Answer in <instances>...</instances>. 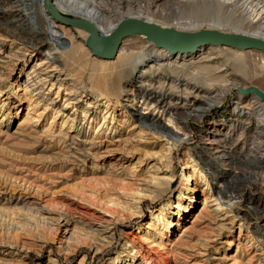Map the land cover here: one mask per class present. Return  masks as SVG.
<instances>
[{"label":"rangeland","instance_id":"374dc122","mask_svg":"<svg viewBox=\"0 0 264 264\" xmlns=\"http://www.w3.org/2000/svg\"><path fill=\"white\" fill-rule=\"evenodd\" d=\"M187 1L174 14V20L185 25L204 28L215 24L248 32L256 26L255 30L264 31V11L249 25L252 12L248 5L253 1L264 10V0ZM125 4V0L104 2L107 9ZM8 6L0 4L6 10L0 15V264H264V221L260 217L264 214V168L234 166L243 181L235 184L233 197L223 200L215 191L224 180L221 172L228 167L211 157L210 162L196 158L206 145L204 133L212 130V119H219L224 109L238 108L237 91L216 97L198 119L188 117L183 130L169 114L145 105L141 96H125L123 85L129 72L122 80L111 77L109 84L115 82L118 97L111 96L106 81L98 79L108 71L95 67L96 58L83 46L82 64L60 58L61 74L68 80L60 92L58 82L49 91V81L41 96L38 90L13 92L17 83L24 87L27 65L30 68L46 55L52 57L56 51L49 45L60 41L47 35L46 46L33 48L20 26L9 23L14 9ZM222 50L217 52L219 57L230 56L231 52ZM260 69L251 84L264 92V69ZM192 71H180L179 77H193L195 89L211 77V73ZM71 85L88 95L101 91L102 98L107 95L111 102L120 103L105 109L103 100L93 103L80 94L69 96ZM74 96L81 100L77 106L68 99ZM88 105L92 115L84 117L82 111ZM126 112L135 116L124 121ZM139 113L147 123L160 121L169 135L140 131ZM245 116L252 125L258 119ZM226 129L227 125L220 133ZM240 133L227 137L242 150ZM249 148L250 140L242 150L248 159ZM188 162L210 175L212 193L223 203L206 208L203 199L208 194L196 192L188 212L167 232L162 223L158 225L157 216L169 203L172 210L180 199L182 180L191 174L186 169ZM153 213L154 227L148 223Z\"/></svg>","mask_w":264,"mask_h":264},{"label":"bare ground","instance_id":"6f19581e","mask_svg":"<svg viewBox=\"0 0 264 264\" xmlns=\"http://www.w3.org/2000/svg\"><path fill=\"white\" fill-rule=\"evenodd\" d=\"M108 1L109 0H104V2ZM186 1L187 0H125L126 4L124 6L111 9L105 8L102 0H50V3L63 17L92 22L101 35L111 34L121 21L133 18L154 23L163 28H173L184 32H196L201 29H216L224 33L242 34L264 40V31L255 30L257 28L256 26L253 32H248L235 28H220L215 24H208L204 28L198 25V27H191L192 25H185V23L174 20V14H176V11H180L178 10L180 7L184 8L183 5H186L188 2ZM218 1L222 4H228L230 0ZM0 4H8L11 10L14 9L12 10L14 13L9 23L16 27L20 26L21 29H19V31L27 35V41H32L34 43L33 48L37 49L46 46V44H48L47 35L53 36L60 41V43H56V45H49L51 51H56L55 53H51L53 55L52 57L46 55L45 59H39V63H35V66L33 65L30 68V65L26 61L28 65L27 69H25L29 70V72H27L28 76L24 81L25 85L23 87L21 83H17L14 86L15 90L13 92L25 90V93L30 92L31 94L38 90L37 94L41 96L44 94L43 88L47 84V81L51 82L49 91L58 82L57 92H60L61 87L68 83V80L61 74L62 65L60 63V58L65 57V59L73 64H82L85 56L83 46H86L90 50L89 52L87 51L88 54L91 52L94 58H96V63L94 62L95 67L100 66L103 70L108 71L106 74L98 77V79L103 78V80L106 81L111 96L118 97V91H116L114 87L116 85L115 82L109 84L111 77H117L122 80V76L129 72V74H131L129 80L123 85L124 91L126 92L125 96H133L134 99L138 95L141 96L145 105L158 109L162 115L169 114L171 118H174L176 126L179 125V127H177L180 129L184 128L185 120L188 117L198 119L205 114L208 108L214 105L213 102L216 97H224L225 93L236 90L238 100H236L235 103L238 104L239 100H241V103L238 104V108L234 106L232 109L227 108L220 111V115H218L219 119L216 117L212 119L210 124L212 130L205 129L204 133L206 145L198 152L196 158L200 159V161L204 158L210 162L208 158L211 157V159L214 160L218 159L222 166L228 167L223 169L225 172H221L225 181L223 180L220 188H218L219 190L215 191L223 200L233 197V191L236 190L235 184L239 181H243L242 178L239 179V177H237L234 166L239 164L248 167L264 168V101L253 92L247 93L249 88L256 87L251 84V80L260 75L259 69L264 66L263 51L255 47L236 49L227 45L205 44L198 46L194 50H179L173 52L163 47H157L152 41L147 40L144 35H130L122 40L114 58H103L95 55L87 46L88 31L56 20L48 10L45 0H0ZM257 4H254L253 1L248 4L252 12L250 15L252 19H250L251 22H249V25L255 24L254 22H256V19L260 16L262 17L264 10H261V8H263V5L259 7ZM3 8L6 9V6ZM3 8L0 9V15L6 13L7 9L4 10ZM24 25L27 28H32L26 31V28L22 27ZM43 30H45V32ZM78 37H81L80 42L77 40ZM222 49L231 52V54L228 53L230 56H223V58L219 57L221 55L217 52L218 50L223 51ZM58 54L60 57L57 56ZM21 56H24V54ZM40 64H44L46 68L41 69L40 66L43 65ZM110 64H115V67H112ZM187 69L193 70L192 72L201 71L211 73V77L206 78L204 83L195 89V84L192 82L193 80H191L193 77H188L187 79H180L179 77V72ZM262 69L264 68L260 70ZM179 81L184 82L181 84L177 83ZM120 87H122V85ZM67 90L69 92L66 94H69V96L80 94V98L85 97L89 100L92 99L93 103L103 100L102 103L105 109H107V107L110 109L112 106L120 103L118 100L116 102H111L110 97H107V95L102 98L104 94L98 90H92L90 95L84 94L82 90L79 91V88L73 85L68 87ZM80 98L74 96L68 99H73V101H70L72 102L71 104L77 106L81 102ZM4 103H1L2 106L5 105ZM51 103H54V101L52 100ZM89 107L90 105L83 109L82 113L84 117L92 115L90 113L88 114ZM244 108L248 109L250 113L242 112ZM56 112H58L56 113L57 116L61 113L60 110ZM109 112L106 111L104 114L106 115ZM111 112H113V110ZM247 114L254 115L255 117L258 116L254 125L250 122V117L248 118V116H245ZM124 115V121L135 116L129 112H126ZM142 115L144 114L139 113L136 115L139 117L136 120L139 122L138 126L141 128L140 131L142 129H147L154 133L161 132L165 137L169 135L170 131L164 124L162 125L160 121L150 119L149 123H147L145 121L146 117ZM12 119L13 116L9 118V120ZM226 125L227 131L220 133L222 127L224 128ZM236 132H241L239 135V144H242V150H245L246 142L248 140L251 141L252 148L247 150L249 156H251L250 159L238 148L237 142L232 143L229 137H227ZM167 150L171 151L172 148L169 147ZM205 152L207 158L204 155ZM186 169H191V174H189L190 176L188 177H184L182 180V189L178 197L180 199L175 202L176 205L173 207V211L171 210L172 204L169 203L165 208L161 209V213L157 216L158 225L162 223L167 232H170L172 228H176L179 224L177 218L188 212L196 192H206L208 194L203 199L206 208L213 205L222 206L223 203L219 196L215 197L213 195L212 192L214 190L208 180L210 175H208L204 169H198L195 164H190L189 162ZM218 171H222V169ZM256 202H258V200ZM253 209L257 210L254 206ZM170 210L172 213L167 215L171 212ZM215 210H219V207L215 208ZM260 217L264 221V214L260 215ZM155 218L156 215L153 213L148 221L153 227L156 226V224H152L151 221Z\"/></svg>","mask_w":264,"mask_h":264},{"label":"water","instance_id":"95a60500","mask_svg":"<svg viewBox=\"0 0 264 264\" xmlns=\"http://www.w3.org/2000/svg\"><path fill=\"white\" fill-rule=\"evenodd\" d=\"M45 3L56 20H60L71 26H77L88 31L89 36L86 42L87 46L95 55L103 58H114L122 40L130 35H144L147 40L152 41L157 47H163L173 52L179 50H194L198 46L205 44L227 45L236 49L255 47L264 52V40L242 34H229L216 29H201L196 32H184L173 28H163L154 23L133 18L121 21L111 34L101 35L92 22L88 20L63 17L53 7L50 0H45ZM249 92L255 93L264 101V92L259 88H249L247 93Z\"/></svg>","mask_w":264,"mask_h":264}]
</instances>
